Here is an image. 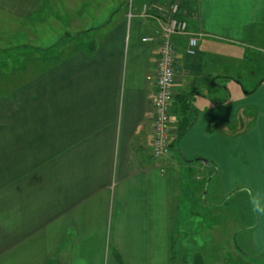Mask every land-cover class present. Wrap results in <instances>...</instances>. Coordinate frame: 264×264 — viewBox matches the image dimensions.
Instances as JSON below:
<instances>
[{"label": "crops", "instance_id": "crops-1", "mask_svg": "<svg viewBox=\"0 0 264 264\" xmlns=\"http://www.w3.org/2000/svg\"><path fill=\"white\" fill-rule=\"evenodd\" d=\"M79 1L0 0L5 24L57 18L64 31L52 40L73 43L31 62L30 75L22 62L0 95V264H206L174 251L193 230L184 204L193 214L199 199L210 210L237 197L253 200V246L264 254V62L241 100L223 82L232 47L244 58L247 46L264 51V0H179L189 30L203 34L211 90L195 98L194 124L161 163L151 155L157 44L143 40L159 26L139 16L152 0ZM57 3L62 16H41ZM174 40L178 73L186 39ZM178 110L175 97L172 138Z\"/></svg>", "mask_w": 264, "mask_h": 264}, {"label": "rangeland", "instance_id": "rangeland-1", "mask_svg": "<svg viewBox=\"0 0 264 264\" xmlns=\"http://www.w3.org/2000/svg\"><path fill=\"white\" fill-rule=\"evenodd\" d=\"M88 1L81 0L79 4L84 6ZM128 1L130 2L131 0ZM165 2L168 4L177 2L180 5L179 0H167ZM76 3L77 1L74 2V4ZM152 3L156 4L158 2L152 0ZM202 6L203 10H205V4H202ZM75 8L78 11V7ZM41 11V16L48 14L62 16L63 7L61 3H57L55 8L44 7ZM192 19L196 22V18ZM4 21L3 18H0V95L13 90L16 77L18 76L15 75L16 70L19 69L22 62L25 64L23 76L30 75L32 72V68L29 67L31 62H37L39 64L42 59L50 61L52 54L55 53V57L61 56L62 49L68 51L70 49L69 46L73 44L71 43L69 45V43H66L63 46V44L61 45L62 38L56 41L52 40L55 34L62 36L64 31L63 23L57 18L33 19V22L23 23L27 25L23 30L20 29L17 23L6 22L7 24H5ZM71 30H73V36L79 31L76 28H72ZM16 31L21 32L19 33V38L17 35L14 38L13 33ZM21 35L22 40L20 39ZM31 35L33 39L29 38ZM184 38L186 39V36ZM19 45L24 46L22 53L19 50L15 51V47ZM38 46H40L39 49ZM31 47L35 49L34 51L32 50L33 52L30 50ZM201 49L202 54L199 55L197 53V55L190 56L184 52L183 54L187 57L183 56L180 63L182 70L176 73V86L180 93L192 92L194 94L193 97L195 96L191 100L192 111L190 112L192 114L195 109V98L196 100H201V93L204 94L207 90H211L210 80L207 78L209 68H211L210 61L208 60L209 55L206 54L204 47H201ZM240 49L243 48H231V67L226 68L231 78H226L223 81L225 83L224 86L230 92L231 101L241 100L246 97L245 93L249 89V82H251L252 78H256L261 74V63L264 62V51L254 46H247V58H244V54H241ZM198 61V66L194 65V71L191 72V64L193 62L195 64ZM254 71L255 74H253ZM210 83L213 84L215 82L211 81ZM243 84L245 87L242 86ZM217 86L220 87L219 84ZM195 91L199 93L196 94L197 92ZM243 101V103H249V100L245 99ZM250 106L251 103L250 105H246V108L252 110V106ZM195 175L196 173L189 175V179H195ZM209 189L207 200L210 203L217 202L216 199L214 200L212 198V189ZM239 193H235L233 197ZM197 207H193L192 214L191 209L185 207L184 204L183 217H190L192 219L191 225L193 230L184 229L181 240L177 242L174 248L177 256L179 255V259H181L180 254H183L190 261L192 253L195 254L197 252L206 264H264V258L259 262H255L245 256L246 254L257 256L252 237V226L256 219V214L253 200L250 197H245V199L237 197L232 200L231 205L228 204L224 208L210 210H207L209 204L205 205V202L199 199ZM62 251L63 249H60L58 254L62 253ZM184 263L182 261V264Z\"/></svg>", "mask_w": 264, "mask_h": 264}, {"label": "built area", "instance_id": "built-area-1", "mask_svg": "<svg viewBox=\"0 0 264 264\" xmlns=\"http://www.w3.org/2000/svg\"><path fill=\"white\" fill-rule=\"evenodd\" d=\"M163 11V7L152 2H146L139 12L141 18L155 20L159 26L154 35H147L143 38L146 42L157 44L156 95L152 112L154 136L151 155L159 163L171 151V108L176 93V67L179 54V48L174 37L186 36L184 52L193 56L197 53L200 37L203 35L201 32L189 30L188 20L181 15L182 9L177 2L168 4V10H165L166 14ZM131 13L129 16H132ZM183 13L185 12L183 11ZM160 170L162 173L165 172L163 167Z\"/></svg>", "mask_w": 264, "mask_h": 264}, {"label": "trees", "instance_id": "trees-1", "mask_svg": "<svg viewBox=\"0 0 264 264\" xmlns=\"http://www.w3.org/2000/svg\"><path fill=\"white\" fill-rule=\"evenodd\" d=\"M158 6L163 7L164 11L168 10V4L166 2L161 3L158 2L156 3ZM184 10H182V16H184L183 13ZM187 12V11H186ZM166 14V12L164 13ZM185 17V16H184ZM176 98H178V103H179V121L177 123V125L175 126V130H176V134L175 137L172 138L171 140V146H173V144L176 141H180L181 138L187 133V131L192 127V125L194 124V113L192 114V104H191V100L193 98V93L192 92H188V93H179L178 95L175 96ZM175 100V98H174ZM195 112V110H194ZM246 257H248L249 259H252V261L255 262H259L261 261V259L264 258V254L262 255H257V256H250V255H245ZM185 264V263H184Z\"/></svg>", "mask_w": 264, "mask_h": 264}]
</instances>
